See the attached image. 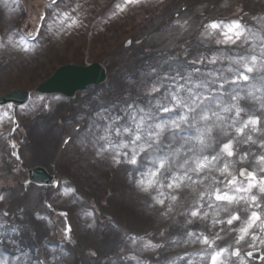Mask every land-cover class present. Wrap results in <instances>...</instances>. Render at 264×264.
Returning a JSON list of instances; mask_svg holds the SVG:
<instances>
[{
	"label": "snow or ice",
	"instance_id": "snow-or-ice-1",
	"mask_svg": "<svg viewBox=\"0 0 264 264\" xmlns=\"http://www.w3.org/2000/svg\"><path fill=\"white\" fill-rule=\"evenodd\" d=\"M5 6L9 7L6 0H4ZM140 0H128L129 4L139 3ZM53 4H57V0H53ZM51 7V5H50ZM58 7V4H57ZM10 11H15V9L9 7ZM53 16H56L60 20V25L63 26L65 21L71 19L68 16L67 12L64 13L63 17H60L58 13L53 11ZM43 20L44 17H41ZM77 21L75 19L71 20V27L75 25ZM177 24H180L179 20L176 21ZM187 21L184 24H180L181 28L185 27ZM52 25H48V29L51 30ZM219 25L216 23L211 24V28H218ZM63 31V27H61ZM232 33L233 35H229ZM59 35V32L57 33ZM203 36L207 37L210 35L207 31L202 33ZM224 35L227 37L228 41L235 44L241 38L247 42L248 37L245 35V32L242 28V25L239 21L233 22L229 28L228 32H225ZM254 38L256 34H251ZM12 42L11 37H9V43ZM220 43V41H216ZM3 45H0L2 47ZM253 54L250 56L240 57L238 60H233L232 63L236 64V68L231 66L227 71L232 73L231 77L224 76L221 72L219 75L213 72H202L199 67L196 65L204 64L205 62L210 64H215L217 62V57L212 56L211 58H204L203 56H198L194 59L188 61L189 64L193 65L191 69H185L184 75L182 76L180 71L177 69L175 74L165 73L163 76H158L151 83L150 93L145 92V95L150 96V106L147 110L143 107H139L135 102L129 103L125 109L126 114L129 116V119L132 121L133 127L124 126L122 129H115L116 134L120 135L121 132L128 133L131 139L129 143H116L112 141L108 135L111 131V127L105 129V135L101 137H96L92 139V146L95 147L98 140H105L107 142L106 147H100L96 155L103 156L107 151L115 153L112 156V159L115 164H129L137 165L140 159L141 154H144L146 159L151 160L152 165L155 166L159 164V168L152 170L150 169L147 173V180L141 178L138 181L134 182L142 191L147 192L149 189L154 186L160 188L164 187L163 183H160L156 178L161 175V171H164L165 178L170 179L171 182L167 184L169 189H179L181 184L185 181H192L196 183L197 181L193 179V173L196 175L203 174L200 183H203L204 180H211L213 184L217 186L214 190H206L200 197V200L203 201L204 197H208V207L213 209V225L217 224H227L233 225L234 221H239L241 219L240 211H234L229 213V209L226 206H221L219 204L214 205L212 203V198L214 197L215 201L226 202L228 205H240L241 202L250 206L260 207L258 203V197L253 193V189H258L260 194H264V154H261L257 157L259 171L261 176L258 177L256 172H248L247 169L240 171L241 176H245L247 179V184L239 181L236 176L231 175L229 172L230 164L234 163L225 159L227 157H233L236 155L234 151V142L235 137L231 136L230 129L234 130L236 134L243 136L245 134V129H249L250 132L261 131V124L264 122V101H261V98L256 97L252 91H247L245 95V87L242 86L239 81H248L250 77L245 74L241 69H246L248 73L253 71V67L256 64L258 56L255 54L256 45L253 43ZM25 50H30L27 45ZM259 59L264 62V44H261L259 47ZM185 55L187 53L185 52ZM252 65V67L249 66ZM153 72L156 70L153 69ZM194 77H196L194 79ZM183 79L185 83L181 84L179 81ZM260 79L264 80V77ZM212 85H215L213 89ZM166 86V87H165ZM227 86V87H226ZM253 87H255L253 85ZM164 88V91L161 89ZM159 95H156V94ZM130 94V92H129ZM250 98L259 102V109L256 108H245L241 107L239 101L241 99ZM155 101L152 104V101ZM12 108V105L8 106ZM167 114L165 116L159 115L160 112ZM259 111L261 114L257 115L256 112ZM139 113V115H137ZM242 113L245 116H242ZM211 114V115H209ZM228 114V115H224ZM11 119V117H8ZM101 119H107L102 114H100ZM113 122L120 119L119 116L111 118ZM186 126V127H185ZM251 126V127H250ZM187 129H194L195 135L192 136H179L178 134L186 131ZM214 130L216 135H213ZM264 135V133H262ZM167 138L168 143L164 145V140ZM177 139L182 140L183 144L178 149H173L172 145L176 143ZM196 143L193 144L192 142ZM68 141H65L67 143ZM243 143H256L253 140L252 135H247ZM79 143L87 148L89 146V138L82 137ZM162 145L166 146L169 151L172 153V156L181 162L176 165L177 168L181 169V172H176L172 169V164L169 163L171 157L165 153L160 155L162 151ZM185 145H189L186 152H183V158L181 159V153ZM15 145H13V148ZM131 147V152H123V157H121V152L123 149H128ZM260 147L264 148V139L260 140ZM19 158L18 153H13ZM248 153H244L240 160H246ZM166 164L168 167L166 168ZM222 165V166H221ZM218 172L220 177H225L226 174L230 178L227 179L225 187H233L236 194H229L224 192L219 187L220 183H223L217 176L213 173ZM143 176V174H142ZM59 187V185H57ZM69 192L74 193L75 189H66L65 194ZM244 193L246 195H240ZM164 193H160L158 197H155L156 203L163 206L165 204L164 199H161ZM4 196L0 195V201H3ZM171 201L175 202L178 200L177 195H171ZM51 207V205H48ZM204 207L203 203L199 205H190L187 212L182 213L186 216V222L184 227L187 228L188 225L192 224L193 218H198L200 220H205L208 218V211L201 213L200 209ZM169 211H171V205L168 206ZM22 211V210H21ZM245 215H247V210L243 209ZM221 212L229 213V218L225 221L224 219H215L219 216ZM7 215V213H5ZM62 215L67 216V213H62ZM88 216H94V213H86ZM37 218L39 214H37ZM257 221H261L259 228L260 232L264 233V220H262L261 215L257 211H252L250 217L245 221V225L239 228V236L236 238L235 242L239 245L241 242L245 241L246 237H250L249 243L251 241L260 240V236L250 232L253 229ZM2 227V226H0ZM91 227V225H89ZM223 231V229H221ZM236 229H232L235 231ZM12 233L18 234L19 230L17 228H12ZM71 225L69 224L66 228L68 238H71ZM3 235V233H0ZM163 236V233H160ZM189 239L185 240L184 243H196L202 242L205 245L212 246L213 242H210L209 237L201 233L197 236L194 232L188 231L186 233ZM194 237V239H193ZM220 237L217 236V239ZM143 239V238H141ZM16 243L15 240L11 241ZM175 241H173L174 243ZM264 243V240H261ZM3 241H0L2 244ZM132 243L136 244L137 240L132 239ZM166 245L163 243H153L151 240L143 241L141 244L142 251H156L161 248H164ZM228 252V248H222L219 251L214 252L211 256V264H220V258L224 253ZM233 255L241 257L240 249L237 247L234 249ZM21 255L27 258V253L21 250ZM135 259V257H132ZM17 260L20 259L19 256L16 257ZM0 264H7L5 259H0ZM24 264H27V259H25ZM39 264V262H37ZM175 264V262H171Z\"/></svg>",
	"mask_w": 264,
	"mask_h": 264
},
{
	"label": "rangeland",
	"instance_id": "rangeland-1",
	"mask_svg": "<svg viewBox=\"0 0 264 264\" xmlns=\"http://www.w3.org/2000/svg\"><path fill=\"white\" fill-rule=\"evenodd\" d=\"M15 1L16 0H12L13 3ZM26 1L28 6V11L26 12L27 14H25L24 12H19L21 15H19L16 19L11 18V16H14L16 13L12 12L10 14H5L3 10L5 8V4H0V9L2 10L0 11V28H9L11 34L10 37L12 39L11 43H9L8 41V44L11 45L12 49H10L9 51L3 50L0 54V94H4V92H7L10 89L14 88L32 87L33 84H35L36 82L41 80L43 76H45V72L47 70H49L50 68H54L63 62L65 63L75 60L76 63H81L83 61L85 63H88L87 60L91 62L90 60L99 59L105 62L106 66L109 68L107 70H109V72L112 74V77L115 78V76L117 75V78H119V71L127 72L129 71V69H136L135 63L130 66V63L135 60L139 59L143 62L145 59L148 62L149 60H153L155 56H157L158 54L160 55L163 52L165 54H170V52L174 54L176 53L175 56H178L180 54H177L176 47L181 44H178V41L173 43L171 39L168 40L170 36L165 33V31H161L159 28L161 26L164 27L166 21L177 19L175 15L179 14L181 11L183 12V10L186 9H189L191 11L189 15H192L194 17V19L190 23L192 26L190 28L191 33L194 31L195 27H199V25H201L204 20L212 17L217 18L223 16H232L234 19L243 17L255 20L257 24L261 25V28L257 31L256 37H258L260 31H264V0H169L170 2L165 5L164 8L160 9L157 12L154 11L157 5L150 13H148L147 6H143L137 9H135L134 7H126L125 9H123V13H125L126 15H124L122 18L112 19L109 23L106 24L104 34H95L92 35L93 37L91 38H89L88 36L86 27L82 28V32H78L76 34L71 27H68V25H71V23L65 24L63 27V31H61V34L57 35L56 38H52L53 32H47L43 42L40 43L34 50H25L24 48L16 44L17 41L15 38V33L18 24L17 21L23 14L29 16V25L31 24L32 20L35 21L37 17L36 15L39 12V5L43 0ZM108 2L109 0H87L85 3H83V7L77 8L76 12L78 14H82L84 11L90 10L96 14V12L100 11V9L104 7ZM153 11L154 13H152ZM182 20L189 22L190 19H188L187 17H182ZM185 21L179 20L180 24H184ZM175 26H177L178 28L177 32L179 33V35L175 34L173 36L174 39L186 36V33L184 35H181L180 30L182 28L180 27V25ZM185 26L186 30L188 28V25L185 24ZM222 32L223 31L221 30L214 29L213 31L208 32L210 33V35L207 37L199 35L200 33L196 34L202 42V44H200L199 46V52L207 53L208 46L215 45V43H217L216 41H218V38L221 35L220 33ZM131 36H133V38L135 37L136 39L131 40V43L129 44L128 41L130 40ZM149 36H152L151 39L149 38ZM246 36L248 37V39H256L250 34H246ZM243 42L244 39L241 38L235 44L230 45V47L223 46L222 48L225 51L223 57L218 60L216 64H213L211 67H208V69L202 72H213L217 75L222 72L224 76L231 77L232 73L227 71V69L230 66L232 68H236L237 65L232 63V61L238 60L232 55L231 52L233 50L245 47V44ZM189 44V42L182 44L183 49L192 46ZM185 52L187 53V55H192L186 50ZM4 57L6 62L5 64L4 62H2ZM217 64L220 65L218 68L215 67ZM249 66L252 67L251 64H249ZM241 70L247 75L257 71H264V62L257 59L251 73H248L246 69ZM130 83L136 84L135 81H131ZM137 85L139 87L137 95H143L146 88H143L141 84ZM212 87L213 89H215L216 86L212 85ZM102 93L103 92H99L97 96L93 97V99L97 98L98 95ZM74 108L76 109V106H74ZM36 110H38V113H41V110H39L38 106H32L31 114H35ZM52 113L53 115H55V119L59 117L61 120H63L65 118V114H63L65 113L64 111H59L55 114V111L53 110ZM41 114H43V118L41 120L43 121L45 113ZM29 120L30 119L26 114L22 116L23 124H26V122ZM50 121V124L52 126H56V121L54 119H50ZM46 122H41V126L39 124V131H33L35 133V139L34 136L29 139L28 143L31 142L32 139L31 145H33L29 149V151L26 150L28 148L24 146V150H26L25 152H22L24 166L33 167L38 165H47V163L44 164L43 160H41L38 155H36L38 154V151L35 149L37 148V146H45L46 142H44L45 138L44 135L42 136V134L45 133ZM60 133L62 134L63 132ZM60 133H58L57 137H54L55 140L53 143V147L47 148L45 157L49 160L53 156L57 145H59L58 142L61 139ZM80 140L81 138L77 140L75 146L71 149L70 152H68V161L65 160V162H63L62 159V161L58 163L59 166H56L53 169V173H58L61 175L65 172L66 178L71 181L70 183H73L77 186L79 192L82 193L83 196H85V199H89L91 201L93 207L99 208L101 212L104 211L107 214H110L109 218L111 219V222L113 221L117 224H121V222L119 221H121L124 217L129 218V216L124 215V217L121 219V217L116 212H113V209L112 212H109V209L114 208L115 204L111 201V186L114 182V177L117 175V172H114L111 169L114 161H108L107 159L103 162L102 159L101 161H98L96 160V157H92V155L90 154L86 156V152L83 146L79 143ZM31 154L34 155V158H32L33 155ZM63 158H65V156ZM107 166L111 168L108 169ZM17 168L19 172H22H20L16 178L9 177L11 178L10 182H13L14 180L23 182L25 179H27V175L25 174L26 172L24 173L23 167L21 169L19 166H17ZM5 169V167H1V171L3 173L5 172ZM91 169L92 171H98L99 174L97 175L95 173H92ZM5 200L6 208L8 211H10L13 197L7 196V199ZM151 200L153 202L156 201L154 198H152ZM24 202L25 205L27 203L29 204V202L26 200H24ZM112 203L113 206L111 205ZM8 205L10 208L8 207ZM16 205L20 206V204ZM63 206L68 208L67 204L65 205L59 203V209L63 208ZM69 207L74 210V213L76 212V206L70 205ZM26 209H29V207L25 206L24 210L26 211ZM152 212L153 210H150L149 213L152 214ZM166 218L168 219L167 215H165V217L162 219L164 220ZM146 220V222L136 220L135 223L132 222L130 224V227L135 230L141 229L142 231L143 229H146L145 231H147L157 228L152 226V223L149 219L146 218ZM27 224L31 225L30 223ZM43 228L44 230H47L44 226ZM75 233L73 235H76ZM93 245L98 244L92 243L89 249L85 251V254L89 255L92 262L95 263L96 258L92 253V250L95 248L93 247ZM122 249L123 248L117 250L120 252L116 253L120 254L123 251H130L128 249ZM140 260H143V258L140 257L139 261H137V264H139Z\"/></svg>",
	"mask_w": 264,
	"mask_h": 264
},
{
	"label": "bare ground",
	"instance_id": "bare-ground-1",
	"mask_svg": "<svg viewBox=\"0 0 264 264\" xmlns=\"http://www.w3.org/2000/svg\"><path fill=\"white\" fill-rule=\"evenodd\" d=\"M172 31H173V28L170 31H168L167 33H171ZM151 37L152 36H149L150 39H151ZM170 39L173 41L172 37L168 38V40H170ZM193 40H194V38H193ZM139 63L141 65L142 61H139ZM141 68H142L143 72L147 71L146 68H144L143 66ZM139 77L140 76H138L137 79H139ZM137 79L135 78L136 81H137ZM142 80H144V79L143 78L140 79V82H142ZM142 84H145V83H142ZM261 84H263V86H264V80H262V79H261L260 82H258V85H261ZM253 85L255 87H253ZM121 88H123V87H121ZM116 89L112 88V90L115 91V94H117V91H118ZM126 89L130 90L131 93H135L136 85H134V84L130 85L129 84L128 86H126ZM96 90H98V89H96L94 87H92V88L89 87L88 90H87L88 91L87 97H91L92 98V95L98 92ZM245 90H247V91L250 90L255 95L256 85L251 83L249 87L245 88ZM244 94H246V92ZM245 99H241L239 101V103H241ZM261 101H264V99L261 98ZM57 106H59L58 107V112L59 111H61V112H63V111L64 112H69L70 111L71 112V117L73 118V113H72L73 105L71 103H66V102L63 103L62 102L61 104H59ZM52 119H54V116L52 117ZM46 124L47 125H46V129H45V133L42 134V136L44 135V138H45L44 142H46V143H45L44 147H41V149H42L41 152H39L37 150L38 154H36V155H38V157L41 160H43V162H45L44 164L47 163L46 166H47L48 169H50V166L48 164L49 163V159L46 158L45 156H46V153H47V148L53 147V145H54L53 144L54 140H55L54 137H57L58 129L55 126L50 125V122L46 123ZM229 131H233V130H229ZM214 132H215V130H214ZM262 133H264V126L261 127V131L253 132V136H252L253 140L256 141V143H254V144H256L259 147L260 151L263 150V148L260 147V140L264 139V135H262ZM213 135H216V134H213ZM112 141H114L116 143L120 142L119 140H116V139L112 140ZM127 141H129V138L128 137H124L123 138V142H127ZM185 149H187V146L185 147ZM169 156L171 157V160L169 161V163H171L172 166H176L173 163L179 164L181 162V160H177L175 157H173L172 154H170ZM124 159H126V157H124ZM225 159L229 160L227 156H225ZM49 171H51V170H49ZM91 172L95 173V174L99 173L96 170L92 171V169H91ZM213 174L215 176H217L220 180H222L224 178V177H220V174L218 172H214ZM192 175H193V179L197 181L196 183H193L192 181L185 180L181 184V187L179 189H174V191H172V193H171L172 195H174L176 193V191H177L178 193H180L178 196L182 197L177 202V204L181 208H178L176 206L175 207L176 210H174V208H173L174 211H182L183 201L186 200V203L192 202V197L193 196L196 197V195L193 192L196 191L197 186H200L202 188V193H199L198 191H196L198 199H199V203H203L204 204V207L200 209L201 213H203L205 211V208H206L205 206L208 205V197L205 196L203 201L200 200V197L206 190H210V188H211V190H214V188L217 185L213 184L210 179L209 180H204L203 183H200V180L202 179L203 174H200V175L192 174ZM117 177H118V179L116 180V182L114 184V187L117 188V190H118V192L120 194V198L112 199V200H115L113 202V203H115L114 204V208H112L114 211L112 209H109V212H112V211L116 212L121 217V219L124 217V215L129 216V218L124 217L121 221H119L121 223H123L125 218L126 219H125L124 222H128V224H131L132 222L135 223L136 220L141 221V222L142 221L146 222L147 221L146 218H147V219L150 220L151 223L153 222V226L157 227L159 229V231H161L160 228H161L162 222H165L167 220H163L162 219V218H164V216L159 211L160 209L158 207H155L156 209H152L153 210L152 214L149 213L150 212V196H151L152 190H149L147 192L142 191L141 188L138 187L133 181H130L128 176L124 177V172H122V171H119ZM147 178L148 177L146 176L144 179L147 180ZM219 187L221 188L220 184H219ZM17 190L19 191V189H17ZM253 193L257 195L258 203L261 205L260 207H262L263 203H264V200L262 198V194H260L258 191H255ZM183 195H185V197ZM240 195H246V194L241 193ZM25 197H27V196H25ZM213 200H215L214 197L212 198V201ZM21 201H22L21 199L17 198V203L18 204ZM155 205H157V203ZM221 206L222 207L223 206L228 207L229 213L234 212V211H240L241 219L239 220V222H241L242 224H244L245 221L248 219V217H250L252 211H256L254 209V207H256V206H250V205L244 204L243 202H241L240 205L232 204V206L228 205L226 202H222ZM243 209L247 210V215H245L244 211H241ZM182 213L177 218V221L175 222V224L172 225L168 229V230H171L173 232V234L177 233L176 235H173V239H174L173 241H175L173 244H175V245H180V244L184 243V241L187 238L186 235H185V232H183V230L185 229L184 228V224L186 222V216L183 215ZM229 213L221 212L220 215L217 216L218 220L219 219H223V218L224 219L229 218ZM121 214H123V215H121ZM195 219L196 218H193V220H195ZM31 220H34V218L32 217ZM31 220H29V217L25 218V219H22V221H24L26 223L30 222ZM263 220H264V217H263ZM44 222H46V221H43V220L34 221L33 224L34 225L36 224L35 228L38 229L40 232H42L43 229H44L43 228ZM91 222H92L91 220H88L87 226L86 227L83 226L82 227V232L79 233V235L77 237H75L76 243H75V247H74L75 250H74V253H73L74 257L67 258V256L62 254V252L56 253V254H59V256L56 257V259H58V264H70V263L71 264H76V263L81 264V261H83V264H93L91 259H90V257H88L89 255L85 254V251L89 249L90 245L93 242H99V241H100L99 243H101L100 246L102 247V253L103 254L107 253L109 258L113 257V256H110V255H113L114 251L118 249V246L115 244L114 241L117 238H121L120 233L114 232L115 229L112 228L111 226L107 225L109 230L107 232H105L104 235H102L101 239H100L99 236H95L97 234L96 232L98 231V229ZM200 223L203 224L202 220L200 221ZM89 225H91V227H89ZM221 225L222 224H217V225H212L211 227H209V226H206V227L208 229H211V232L214 235L219 236L220 237L219 240H221L225 236L224 235V231H222L220 229ZM240 227H241V225H234L233 226V228L236 229V230L239 229ZM162 228H163V226H162ZM229 230H230V228H229ZM262 234L264 236V233H262ZM260 239L264 240V237H261ZM248 240H250V237H248ZM71 242L73 243L74 241L72 240ZM170 244L171 243H169V245ZM184 244H186V243H184ZM122 246H124V245H122ZM85 256H87V257H85ZM27 257H30V255L27 256ZM46 260H47L48 264H51L50 260H48L47 258H46ZM200 260H202V257L199 258L198 260H196V258H194L192 260V262H190L189 264H199ZM24 261H25L24 259H21V260H19L17 262V264H24ZM157 261L160 262V264L162 263V260L160 258H158ZM8 263L9 264H13L14 261L11 260V261H8ZM105 263L106 264H121V263H118L116 261L114 263H111V261H108V260Z\"/></svg>",
	"mask_w": 264,
	"mask_h": 264
}]
</instances>
